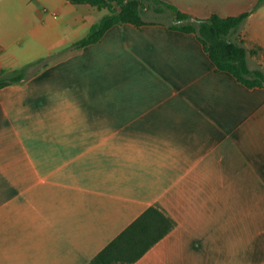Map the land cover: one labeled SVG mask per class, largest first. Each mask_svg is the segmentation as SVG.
I'll list each match as a JSON object with an SVG mask.
<instances>
[{
	"label": "crops",
	"instance_id": "obj_1",
	"mask_svg": "<svg viewBox=\"0 0 264 264\" xmlns=\"http://www.w3.org/2000/svg\"><path fill=\"white\" fill-rule=\"evenodd\" d=\"M161 1L203 19L259 0ZM151 6L62 52L104 9L0 0V72L32 64L0 88V264H87L151 206L174 226L132 264H264V88ZM231 37L264 64V5Z\"/></svg>",
	"mask_w": 264,
	"mask_h": 264
},
{
	"label": "trees",
	"instance_id": "obj_2",
	"mask_svg": "<svg viewBox=\"0 0 264 264\" xmlns=\"http://www.w3.org/2000/svg\"><path fill=\"white\" fill-rule=\"evenodd\" d=\"M72 5H89L98 10H107L99 21L94 23L88 33L74 41L67 49H81L97 43L103 34L114 25L129 23L137 28L154 22L144 20L143 9L148 3L170 11L174 22L168 27L172 30L192 33L201 43L210 61L218 71L227 72L237 82L247 88H264V64L250 68L248 57L256 55L261 48L248 49L240 39H232L231 35L238 31L250 13L263 6L264 0H259L252 11L236 16L221 17L212 14L207 18H194L182 13L176 7L161 0H67ZM151 5V4H150ZM51 57V56H49ZM47 57L46 59H48ZM45 58L35 62L41 63ZM7 72H0V88L18 83L25 78L28 66ZM46 65V62L43 64ZM174 226L173 220L158 206L147 208L108 245L97 253L87 264H132L137 261L151 246L164 237Z\"/></svg>",
	"mask_w": 264,
	"mask_h": 264
},
{
	"label": "rangeland",
	"instance_id": "obj_3",
	"mask_svg": "<svg viewBox=\"0 0 264 264\" xmlns=\"http://www.w3.org/2000/svg\"><path fill=\"white\" fill-rule=\"evenodd\" d=\"M93 9H94L96 15H99L98 12H96V11H98V10H96L95 8H93ZM104 13L106 14V13H107V10H104ZM145 18H147V19H149V20H162L163 18H164L165 20H167V21L170 20L169 16H164V15H154V14H151V13L146 14ZM231 38L233 39V37H231ZM255 48H256V47H255ZM60 57H61V55H59V56L57 55V56H55V57L53 58V60H56V59H58V58H60ZM51 58H52V56L49 57V61L52 60ZM254 65L257 66V64H255V63L251 64V66H254ZM262 65H263V64H262ZM39 66H41V65H39ZM254 67H255V66H254Z\"/></svg>",
	"mask_w": 264,
	"mask_h": 264
}]
</instances>
